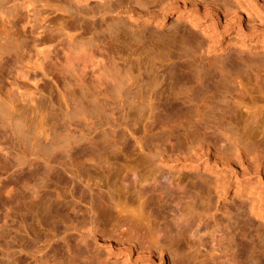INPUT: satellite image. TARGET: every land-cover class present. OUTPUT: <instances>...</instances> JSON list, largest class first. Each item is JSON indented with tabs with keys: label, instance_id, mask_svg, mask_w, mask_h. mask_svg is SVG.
I'll return each instance as SVG.
<instances>
[{
	"label": "rangeland",
	"instance_id": "rangeland-1",
	"mask_svg": "<svg viewBox=\"0 0 264 264\" xmlns=\"http://www.w3.org/2000/svg\"><path fill=\"white\" fill-rule=\"evenodd\" d=\"M174 1L0 0V264H98L93 249L104 253L108 240L134 234L128 224L117 226L126 224L124 215L107 210L101 237L92 240L90 210L100 196L95 183L103 187L106 177L119 181L130 168L143 174L146 167L189 183L208 176L180 169L202 148L230 152L236 142L231 129L245 119L225 95L234 92L238 75L264 87V49L247 40L240 45L234 34L213 44L201 27L183 20L157 24L174 11ZM34 44L49 57L38 58ZM66 54L74 60L66 62ZM79 57L98 70L91 66L81 74ZM105 76L124 82L123 90L116 78ZM209 159L214 162L213 154ZM226 171L217 170L211 180L230 182ZM80 178L94 183L93 192ZM248 179L216 198L218 218L254 198L250 190L264 193L256 174ZM164 197L138 229L159 235L161 242L183 230L201 244L200 262L226 264L231 240L212 232L201 201L196 199L198 211L183 222L177 217L190 203L176 208ZM254 219L253 231L261 226L264 239V223ZM253 231L242 237L237 229L231 243L256 251L264 244ZM117 260L109 257L105 264Z\"/></svg>",
	"mask_w": 264,
	"mask_h": 264
},
{
	"label": "bare ground",
	"instance_id": "bare-ground-1",
	"mask_svg": "<svg viewBox=\"0 0 264 264\" xmlns=\"http://www.w3.org/2000/svg\"><path fill=\"white\" fill-rule=\"evenodd\" d=\"M78 1L80 3H88L89 0ZM174 2V11L163 14L157 24L164 25L173 18V24L183 20L187 25L193 28L201 27L200 30H202L203 35H208L209 40H212L213 44L223 41L228 34H234L236 40H239L240 45H242L244 40H247L264 49V0H175ZM189 37L190 36H188V38ZM192 39V41L195 40L194 38ZM207 43L208 41L206 45L210 46L212 44ZM206 45H201V47H206ZM105 46L111 47L109 43L108 45L106 43ZM105 46L103 48H105ZM208 49L210 50V48ZM35 50L38 58H40V56L45 58L49 57V51L41 52L37 46H35ZM109 50L111 51V48H109L108 51L106 49L105 52H110ZM68 54H66V56L64 55L66 57V62L73 61L74 59H70H72L71 57L74 55L71 56V54ZM110 56L111 55H109V57ZM87 57L90 56L86 55L85 58ZM90 59L93 58L90 57ZM106 60H108V56L107 59H104L105 64L108 63ZM112 60L113 59H111V61ZM77 61L78 66H76L81 74L86 73L87 68L91 66L92 69H97V66L91 60L82 61L79 57ZM110 63L111 62L108 64ZM109 66L110 65H108V67ZM113 68H111V70ZM113 70L115 71L116 69ZM101 71L104 72V70ZM106 73L107 72H104L103 75ZM118 73L116 74L118 75ZM116 76L110 78L105 76L107 79L104 80L112 81L111 78H116ZM119 76V79H121V74ZM128 76L129 74L127 77ZM100 77H102V75ZM129 78H131V75ZM256 78L258 79V77H255L252 82L257 80ZM251 79H249L248 76L240 77L238 75V77L234 79V84L232 83L234 85V92H226L227 94L225 95V98L229 99L230 104H233L237 111H241L245 119V121H243V119L240 120L242 123L245 122V124H243L244 126L242 125L243 128L236 127L235 125L237 123L234 125L232 122L231 125L238 129L235 130L232 126L228 127L232 128L231 131H236V133L232 132L236 142L230 147V152L218 154L215 153L216 151L213 152L212 146L205 147L201 149V153L199 151L200 154H198V156H192L193 158L191 159L189 158L191 161L190 164L184 162L183 166L180 167V169L185 170H201L203 173H208L207 177L202 175L200 177V175H198L199 177H193L194 179L196 178L197 181L191 180V182L188 183L181 177L170 178L159 170L146 167V169L143 170V174H140L137 168H130L119 181H112L111 177H106L103 181V187L100 186L101 183L99 181V183L96 181L97 183H95V186L98 188V191L100 190V196L98 195V203L92 205L90 210L91 216L88 223V231L93 235L91 237L92 240L101 237L102 233L99 231V224L103 217V212L107 210H117L120 215H124V217H121V220H123L122 218L132 219V221L129 222L132 224L127 223L125 219L124 221L126 224H123L122 221H118L121 222V225L118 224L117 226L121 227L128 224L129 232H131V234H129H134L133 238L127 237L118 239V241L115 242H113V240H108L106 244H108L109 248L104 253H98L93 249L94 254L97 256V259H99L98 264H105L106 259L109 257L118 259V264H181L180 261L184 263L185 260H191L192 264H206L200 262V257H202L201 244L193 242L190 238L186 237L183 230H179L175 236H168L165 241L161 242L159 235L154 236L144 232L143 229H138V225L141 224L146 227L147 224H143L145 221L144 218H146V222H148L147 219L155 213L153 205L161 204L166 195L169 196L170 202L176 205V208H178V204L181 202L190 203L182 209L183 213L181 212L177 217L178 221L181 220L183 222L188 221V217L198 211L196 210V199L197 201H201L203 206V209H201L203 211L201 213L203 217L206 218L207 222H209L208 225L212 228V232L224 233L226 238L231 241H234L235 232L239 228L244 231L242 237H247L248 232L253 231L256 225V219H254V217L261 219L264 223V195H262L264 193H260V190L259 192H252L253 190H250L247 194L248 196L254 195V198H250L249 201L246 200V202L233 212H226L224 218H218V201L216 199L217 197H226L232 190L233 185H235L233 187L234 189H241V186L246 184L244 182L249 180L248 178L251 174L257 175V182L260 184L259 189L261 188L262 192L264 189V87L260 84H255L258 81L252 84L250 81ZM118 80L116 78L115 82L117 81L119 85H121V89L124 88L123 86L125 85L122 86L120 83L122 79ZM119 85L117 88L120 87ZM117 91L119 92L118 89ZM235 109L232 112H235ZM227 113L223 114L226 115ZM229 136L231 137V135ZM212 154L215 157L214 162L211 160L214 164H212L209 159ZM199 155L201 156L199 157ZM203 157H207L204 164L200 163ZM212 165L215 167H211ZM222 169L227 170L226 172L230 175L229 177H231L230 182L226 183L228 180H226V182L222 180L221 183L217 180L216 182L211 180L212 175L216 174L217 170ZM225 178L227 179V177ZM201 180L203 184L202 182L199 183ZM79 181L93 192L92 187L94 183L90 182V180L81 178ZM153 195L156 196V200L152 198ZM260 227L254 229L253 232H255V234L253 237L259 238V242L264 244ZM163 230H165V228H163ZM231 241L230 245L226 248V264H263L264 245H259L258 249L255 251L247 245L240 248L239 244L231 243Z\"/></svg>",
	"mask_w": 264,
	"mask_h": 264
}]
</instances>
